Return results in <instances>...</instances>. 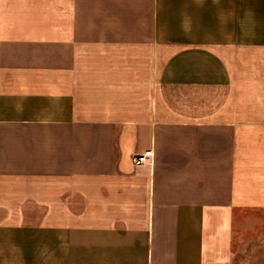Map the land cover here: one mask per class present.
I'll list each match as a JSON object with an SVG mask.
<instances>
[{
  "label": "crops",
  "instance_id": "1",
  "mask_svg": "<svg viewBox=\"0 0 264 264\" xmlns=\"http://www.w3.org/2000/svg\"><path fill=\"white\" fill-rule=\"evenodd\" d=\"M184 2L162 35L160 0H0V264H233L264 212V0Z\"/></svg>",
  "mask_w": 264,
  "mask_h": 264
},
{
  "label": "rangeland",
  "instance_id": "2",
  "mask_svg": "<svg viewBox=\"0 0 264 264\" xmlns=\"http://www.w3.org/2000/svg\"><path fill=\"white\" fill-rule=\"evenodd\" d=\"M160 28L162 35L171 29L193 28V23L186 20L196 18L185 0H160ZM184 2V3H183ZM181 3V5H180ZM183 3V4H182ZM191 35H203L201 30L183 29ZM197 33V34H195ZM235 244L233 247V264L251 263L257 260L258 252L264 254V212L244 213L235 225ZM256 256H253L254 254ZM264 260V255L261 256Z\"/></svg>",
  "mask_w": 264,
  "mask_h": 264
},
{
  "label": "built area",
  "instance_id": "3",
  "mask_svg": "<svg viewBox=\"0 0 264 264\" xmlns=\"http://www.w3.org/2000/svg\"><path fill=\"white\" fill-rule=\"evenodd\" d=\"M150 163H151V153H145L133 159V164L135 166H139L142 164H150Z\"/></svg>",
  "mask_w": 264,
  "mask_h": 264
}]
</instances>
